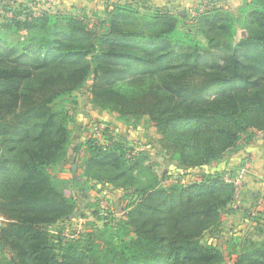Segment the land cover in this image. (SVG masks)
Segmentation results:
<instances>
[{"label":"trees","instance_id":"obj_1","mask_svg":"<svg viewBox=\"0 0 264 264\" xmlns=\"http://www.w3.org/2000/svg\"><path fill=\"white\" fill-rule=\"evenodd\" d=\"M8 3L0 8V264H223L202 237L235 200L233 184L202 177L164 188L144 157L111 137L72 145L63 100L74 106L87 85L93 105L146 118L183 168L217 161L241 139L264 136V0H244L236 14L208 6L192 19L147 0L106 2L93 16L33 15ZM67 165L76 168L69 181L56 173ZM98 186L130 191L126 219L83 245L53 237L50 227L85 208L72 189ZM263 221L251 237L227 241L228 254L241 246L234 264H264Z\"/></svg>","mask_w":264,"mask_h":264},{"label":"rangeland","instance_id":"obj_2","mask_svg":"<svg viewBox=\"0 0 264 264\" xmlns=\"http://www.w3.org/2000/svg\"><path fill=\"white\" fill-rule=\"evenodd\" d=\"M90 11H86L88 16L102 15V11ZM185 16L192 19L188 11L185 12ZM241 33L244 34V32ZM21 34L25 36L26 32L23 31ZM18 35L21 38L20 33ZM13 36L14 34L9 35V39H13ZM127 80L120 81L118 85L128 84ZM71 99L75 100L74 106L68 104L66 99L63 103L70 117L72 145L82 144L93 138L99 144H103L105 139L111 137L113 141L125 147L128 156L144 157V165H151L158 177L163 180L161 184L164 188L175 182L189 185L201 180L202 177H221L223 182L233 184L235 200L224 211L219 212L216 225L203 233L202 242L217 247L224 254L223 264H234L241 246L239 242L234 243L233 247L236 248L234 253L228 254L227 241L232 238L251 237L254 234L257 219H264V197L260 196L259 190H255L257 188H246L248 177L251 174L255 175V147L263 134L255 132V137L250 138L251 140L241 139L235 148L206 166L185 169L172 157V152L162 146V137L146 118H121L109 110L93 105L90 102L87 85L73 94ZM106 128L107 136H102ZM72 158L73 155H71ZM69 169L76 168L74 165H67L62 171H56L57 177L61 176L63 180L69 181L71 177ZM68 185L74 187L71 182ZM252 192L258 193L254 200L250 197ZM72 193L79 204H85V208L67 225L49 228L51 235L64 243L79 242L83 245L88 235H94L105 229H114L113 226L118 221L126 219L130 209L127 208L128 201L124 199L130 191L121 192L111 187L98 186L85 194H80L77 188L72 189ZM81 215H83L82 218ZM3 223V219L0 218V228ZM261 223L264 224V221ZM4 252L7 254L6 250ZM2 253L0 247V258Z\"/></svg>","mask_w":264,"mask_h":264},{"label":"crops","instance_id":"obj_3","mask_svg":"<svg viewBox=\"0 0 264 264\" xmlns=\"http://www.w3.org/2000/svg\"><path fill=\"white\" fill-rule=\"evenodd\" d=\"M9 1L12 7L26 5L33 13L38 9L47 7V11L72 12L74 8L84 9L85 11L104 10V4L107 2H123L124 0H0V8ZM244 0H147L152 9H164L170 14H179L185 16V12L201 2H206L209 7L223 8L236 14L243 4ZM90 11V12H91ZM255 147L254 163L256 165L255 175L248 177L247 189L255 187L259 190L260 196L264 197V136L258 139ZM254 165V166H255ZM258 193H250L251 199H256Z\"/></svg>","mask_w":264,"mask_h":264},{"label":"built area","instance_id":"obj_4","mask_svg":"<svg viewBox=\"0 0 264 264\" xmlns=\"http://www.w3.org/2000/svg\"><path fill=\"white\" fill-rule=\"evenodd\" d=\"M208 8V4L206 2H201L200 4H198L197 6H193L191 8H189L188 11V15L191 18H195L198 14H201L203 11H205ZM48 8L47 7H43L41 9H38L37 11H34L33 15H38L40 12L42 11H47ZM0 13H3L0 9ZM7 17H10V14H6Z\"/></svg>","mask_w":264,"mask_h":264},{"label":"water","instance_id":"obj_5","mask_svg":"<svg viewBox=\"0 0 264 264\" xmlns=\"http://www.w3.org/2000/svg\"><path fill=\"white\" fill-rule=\"evenodd\" d=\"M72 170H74V169H72Z\"/></svg>","mask_w":264,"mask_h":264}]
</instances>
